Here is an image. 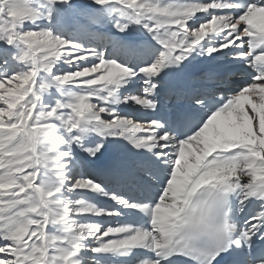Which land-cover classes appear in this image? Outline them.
Returning <instances> with one entry per match:
<instances>
[{
    "label": "snow or ice",
    "instance_id": "obj_1",
    "mask_svg": "<svg viewBox=\"0 0 264 264\" xmlns=\"http://www.w3.org/2000/svg\"><path fill=\"white\" fill-rule=\"evenodd\" d=\"M0 264H264V0H0Z\"/></svg>",
    "mask_w": 264,
    "mask_h": 264
},
{
    "label": "bare ground",
    "instance_id": "obj_2",
    "mask_svg": "<svg viewBox=\"0 0 264 264\" xmlns=\"http://www.w3.org/2000/svg\"><path fill=\"white\" fill-rule=\"evenodd\" d=\"M130 117H142L144 115V112L142 110H137L134 108H129L125 110Z\"/></svg>",
    "mask_w": 264,
    "mask_h": 264
}]
</instances>
